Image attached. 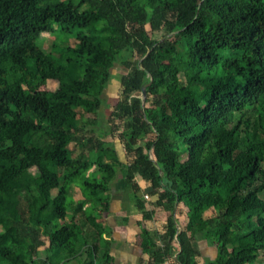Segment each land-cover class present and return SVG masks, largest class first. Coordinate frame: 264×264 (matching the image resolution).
Wrapping results in <instances>:
<instances>
[{
  "label": "trees",
  "instance_id": "1",
  "mask_svg": "<svg viewBox=\"0 0 264 264\" xmlns=\"http://www.w3.org/2000/svg\"><path fill=\"white\" fill-rule=\"evenodd\" d=\"M55 32L72 44L36 54ZM116 64L108 130L77 128ZM263 164L264 0H0V264H108L96 220L118 171L152 224L146 264H259Z\"/></svg>",
  "mask_w": 264,
  "mask_h": 264
},
{
  "label": "crops",
  "instance_id": "2",
  "mask_svg": "<svg viewBox=\"0 0 264 264\" xmlns=\"http://www.w3.org/2000/svg\"><path fill=\"white\" fill-rule=\"evenodd\" d=\"M137 183L140 187L138 195L142 197L147 192L145 185L140 180H137ZM107 195L109 197L107 212L97 214L96 221L102 226V238L109 242L108 254L111 260L108 264H146L149 254L146 249L141 247V244L144 243L141 233L143 229L150 230L152 224L150 222L139 223L140 213L135 203L130 199V191L125 187L122 177L115 179L110 184ZM211 210L209 209L206 212L211 215ZM202 216L204 219L214 217H206L205 214ZM165 219V212L155 210L154 221L163 222ZM178 222L179 224H184L186 222L184 216H181ZM90 231L91 233L93 232L92 230ZM106 232L109 233L107 237L105 235ZM195 245L197 259L202 263L215 257V250L205 240H199ZM47 247L45 245L40 248L39 252L44 254ZM69 264L78 263L71 261Z\"/></svg>",
  "mask_w": 264,
  "mask_h": 264
},
{
  "label": "rangeland",
  "instance_id": "3",
  "mask_svg": "<svg viewBox=\"0 0 264 264\" xmlns=\"http://www.w3.org/2000/svg\"><path fill=\"white\" fill-rule=\"evenodd\" d=\"M163 33H154L153 38L154 39H160L162 37ZM175 37V36H174ZM173 38V37H172ZM62 43V44H72V40L66 39L64 36H61L58 33H52L49 35H43L42 40L39 44V48L36 50V54H45L48 53L51 47V44L53 42ZM112 78L109 81L107 87L102 91V99L104 100V105L102 106L101 110L97 115H91L82 113L78 119H77V128H93L96 132L98 130L101 131H107L108 127L106 124V119L109 116L111 112V108L116 104V102L119 100V79L124 74V70L121 66L115 65L111 71ZM57 88V82L54 80H48L43 87V89L48 90L49 92H53ZM145 96V95H144ZM147 105H150L149 103ZM251 118L254 119L253 115H249ZM91 124V125H88ZM104 140L108 143H110L116 153L118 154V158L120 162H124V155L122 146L116 140V136H106ZM72 147V146H71ZM264 167V164L262 165ZM122 177L121 171H118V174L116 176V179H120ZM259 198L264 201V191L259 195ZM83 199V196L80 192V189L76 186L72 187L71 189V195H68L67 204L69 207L76 204L78 200ZM212 209V208H211ZM206 217L209 216H215L216 211L214 209L211 210V215L209 212L204 213ZM83 223V219L81 217L80 219ZM85 227L88 228L87 224H85ZM259 264H264V250L259 252ZM201 262V261H200ZM168 264V263H167Z\"/></svg>",
  "mask_w": 264,
  "mask_h": 264
},
{
  "label": "built area",
  "instance_id": "4",
  "mask_svg": "<svg viewBox=\"0 0 264 264\" xmlns=\"http://www.w3.org/2000/svg\"><path fill=\"white\" fill-rule=\"evenodd\" d=\"M144 198H145V199H147V196H146V195H144ZM163 264H167V262H165V263H163Z\"/></svg>",
  "mask_w": 264,
  "mask_h": 264
},
{
  "label": "water",
  "instance_id": "5",
  "mask_svg": "<svg viewBox=\"0 0 264 264\" xmlns=\"http://www.w3.org/2000/svg\"><path fill=\"white\" fill-rule=\"evenodd\" d=\"M142 95H143V96L145 95V93H144V88L142 89Z\"/></svg>",
  "mask_w": 264,
  "mask_h": 264
},
{
  "label": "bare ground",
  "instance_id": "6",
  "mask_svg": "<svg viewBox=\"0 0 264 264\" xmlns=\"http://www.w3.org/2000/svg\"><path fill=\"white\" fill-rule=\"evenodd\" d=\"M51 56V55H50Z\"/></svg>",
  "mask_w": 264,
  "mask_h": 264
}]
</instances>
